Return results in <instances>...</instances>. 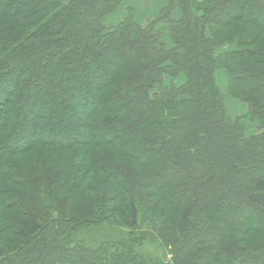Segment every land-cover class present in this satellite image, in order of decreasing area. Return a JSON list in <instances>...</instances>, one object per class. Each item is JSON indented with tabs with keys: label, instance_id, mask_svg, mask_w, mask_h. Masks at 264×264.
Listing matches in <instances>:
<instances>
[{
	"label": "trees",
	"instance_id": "trees-1",
	"mask_svg": "<svg viewBox=\"0 0 264 264\" xmlns=\"http://www.w3.org/2000/svg\"><path fill=\"white\" fill-rule=\"evenodd\" d=\"M119 3L0 0V264H264V0Z\"/></svg>",
	"mask_w": 264,
	"mask_h": 264
},
{
	"label": "rangeland",
	"instance_id": "rangeland-1",
	"mask_svg": "<svg viewBox=\"0 0 264 264\" xmlns=\"http://www.w3.org/2000/svg\"><path fill=\"white\" fill-rule=\"evenodd\" d=\"M136 1L138 3H139V1L140 2H142V1L144 2L145 1V3H148V0H139V1L136 0ZM128 9H126V12H127ZM114 11L109 13V14H107V15H105V17L103 18V25L106 28H109V27L115 25L120 19L123 18L122 14H126V12H123L122 10H119L117 12H114ZM120 11H121V14H120ZM177 15H178V13H176L174 11L171 16L173 18H175ZM136 19L139 22H141V23H145L146 22V20L144 18L140 19V18L136 17ZM148 20H150V19H148ZM163 40L168 42V33H165L163 35ZM231 49H235V43H226L225 45H223L219 49V51L220 52H224V51H228V50H231ZM181 81H182V77L181 76H178L177 78H172V77H170L168 75H165L164 78H163L164 85H169L171 83L179 84ZM215 81H216V84H217L220 92L223 95V101H224V107H225L226 114L228 116H231V117L245 115L246 112H247V105L244 102H242L239 99H237L236 97L230 95V93L228 92V90H227V77H226V74H225L224 70H222V69L216 70V72H215ZM242 123H243V125L245 127V132H246L247 136L248 135L257 134L259 132L258 126H257V124L255 122H247V121L243 120ZM60 225L58 224V226L60 228H63L65 230L66 229L67 230H73V228H75L74 225L71 222H65V223L60 224ZM103 225H104L103 226V229H104L103 233H105V234H109L110 233L111 235L117 236V234H119V232L122 233L123 231L124 232L128 231V227L122 221H119V222L117 221L115 223L105 222V224H103ZM144 226H145V224H143V222L140 221V223L137 225V228L132 231V234L134 236L126 237V241H128V243H130V244H134L135 242H133V239L137 238L135 236H138V234H140L142 229L145 228ZM89 227H90V225L84 224V225H82L80 227V229H81V231H83L84 234H87L88 233L87 230L89 229ZM1 228H2V225H0V229ZM1 232H2V230L0 231V233ZM0 235H3V234L1 233ZM103 235L104 234H102V236ZM141 241L142 240H139L138 242L140 243ZM143 250H145L149 254L153 255L152 257H157V256H162L163 258H165V257L168 258L169 257V255L167 254L166 251H162L160 248H158V246L155 243L151 242L150 240L146 242L145 247H144Z\"/></svg>",
	"mask_w": 264,
	"mask_h": 264
},
{
	"label": "crops",
	"instance_id": "crops-1",
	"mask_svg": "<svg viewBox=\"0 0 264 264\" xmlns=\"http://www.w3.org/2000/svg\"><path fill=\"white\" fill-rule=\"evenodd\" d=\"M166 2L167 0H148V3H145V1H139L138 3L136 0H120L119 5L114 12H117L119 10L126 12V9L131 8L133 10L134 18L136 21H138L136 17L148 20L155 18L160 9L166 4ZM122 15L124 16L125 14Z\"/></svg>",
	"mask_w": 264,
	"mask_h": 264
}]
</instances>
